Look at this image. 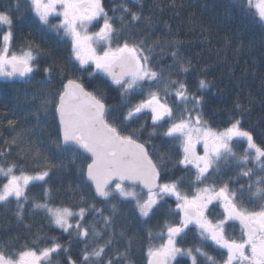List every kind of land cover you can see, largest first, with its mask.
<instances>
[{
	"label": "trees",
	"instance_id": "trees-1",
	"mask_svg": "<svg viewBox=\"0 0 264 264\" xmlns=\"http://www.w3.org/2000/svg\"><path fill=\"white\" fill-rule=\"evenodd\" d=\"M104 5L114 27L120 30L114 41L142 42L140 46L154 69L166 75L171 86V80L181 81L189 93L203 97V120L223 129L230 118L242 116V127L253 133L257 143L264 140V25L244 11L238 0H104ZM123 6L140 19L132 20L130 13L121 10ZM6 8L12 9L14 20L10 50L20 54L32 42L44 51L37 58L39 70L29 77H0V163H16L28 174L50 171L45 181L29 185L28 199L19 201L22 213L14 198L0 202V248L7 252L23 250L24 246L39 250L55 242L62 249L53 253L50 264H70L69 258L83 264L86 251L92 253L106 245L102 256L90 257L87 264H146L148 249L166 229L169 215L143 217L133 200L114 195L108 203V199L97 198L85 177L90 158L81 151L58 147L61 139L55 115L56 93L63 90L66 80L77 79L89 91H103L105 102L118 106L122 100L120 87L73 59L70 41L41 25L27 0H0V11ZM121 15L125 18L123 26L118 19ZM6 31V26H0V47ZM173 39L181 43L173 46ZM174 51L179 58L191 61L187 73L171 55ZM49 67L50 74L44 71ZM201 79L209 82L207 88L200 89ZM237 102L247 111L242 113ZM123 113L118 111L116 115ZM130 128L125 131L131 132ZM136 138L145 143L153 161L161 167L162 182L166 181L165 165L173 168L168 172L171 176L178 173L176 157L166 154L165 139L160 134V144L142 134H136ZM4 182L6 179L0 177V186ZM37 203L69 208L74 213L84 208L83 220L76 215L70 223L88 227L89 236L57 227L43 208L35 207ZM171 208L168 202L156 209L170 212ZM105 218H110L109 223L105 224Z\"/></svg>",
	"mask_w": 264,
	"mask_h": 264
},
{
	"label": "snow or ice",
	"instance_id": "snow-or-ice-1",
	"mask_svg": "<svg viewBox=\"0 0 264 264\" xmlns=\"http://www.w3.org/2000/svg\"><path fill=\"white\" fill-rule=\"evenodd\" d=\"M27 2L41 25L55 30L57 34L63 32L64 37L70 39L72 55L80 65H93L96 71L104 74L112 84L121 89L122 104L117 106L105 102L103 91H89L79 80L68 79L63 90L56 93L58 100L55 110L61 134L58 147L90 154L91 163L86 166V178L94 184L97 195L107 199L115 194L123 199H131L135 201L136 208L143 217H148L162 202L167 203L166 198H175L176 209L179 210L178 214H182L181 218L175 224L165 225V243L149 247L148 264H171L178 256L190 257L191 264H197V254L204 256L211 264H216L215 258L199 247L177 246V238L186 235L190 225L198 231L202 242L211 241L219 249L226 251L223 264H264V203L250 208L241 199L245 188L249 191L254 188L255 192L249 197V201L264 200V175H258L253 180L254 169L247 167L254 163L256 170L264 173V140L257 143L253 133L242 127V116L230 118L228 126L223 129L213 128L200 115L203 97L189 93L186 84L181 81L172 80L171 84L178 86L171 90L168 86L163 89L154 87L153 85L161 83L163 77L161 72L154 70L149 64V56L140 46L142 42L129 43L124 40L113 46L114 38L120 30L114 27L113 17L109 16L104 0ZM238 3L249 15L264 22V0H238ZM16 10L19 11V4ZM121 10L130 13L134 21L140 19L127 6H123ZM11 11V8L0 11V26L7 27V31L3 33V46L0 47V77L27 78L39 70L37 58L44 50L39 44L32 42L20 54L10 50L14 27ZM112 11L116 9L113 8ZM52 19L59 22L53 24ZM118 19L123 26L124 16L121 15ZM95 24H100L99 29L89 31V26ZM170 43L178 46L181 42L173 39ZM171 55L180 63L181 71L187 73L191 68V61L179 58L175 51ZM44 71L50 74L52 69L49 67ZM92 75L93 73H89V76ZM208 86V81H199L200 89ZM133 94L142 98L132 103L129 98ZM172 94L181 104L191 102L193 109H185L176 116L168 99ZM118 107H125L122 115L115 114ZM236 107L242 113L247 111L238 102ZM192 111L197 112V115L193 117ZM144 115L150 116L153 132L157 126L168 123L164 135L180 141L183 159L179 163L194 167L195 182L203 185L195 187L191 195L181 189L180 179L161 182V167L153 161L145 143L136 138L137 130L125 131L129 122ZM241 141L247 147L238 155L233 150V143ZM197 144H202L203 155L196 152ZM229 159L242 166L238 176L249 181L247 185H240V196L228 182L220 186L204 183L211 174L210 170L219 172L220 162ZM49 171L50 169L28 174L16 163H0V177L6 179L0 186V202L14 198L22 213L23 205L19 201L28 199L26 191L29 185L34 181H45ZM137 186L141 188V193H146V198L135 190H130ZM210 206L222 209V218L215 221L210 219ZM35 207L43 208L51 222L64 231L75 229L79 236H89L88 227H83L79 222H69V218L76 215L83 220L86 211L84 208L74 213L69 208H53L47 203H37ZM109 220L110 218H105V224ZM230 223L239 224V238L227 234L226 225ZM96 234L98 233L93 232V235ZM159 235L163 238L164 233ZM151 236L149 233L150 238ZM52 239L55 241L54 237ZM105 246H98L92 253L86 251L83 264H87L90 257H101ZM61 249L62 245L55 242L39 250L24 246L23 250L7 252L0 248V264H50V257ZM69 259L70 264H76Z\"/></svg>",
	"mask_w": 264,
	"mask_h": 264
},
{
	"label": "rangeland",
	"instance_id": "rangeland-1",
	"mask_svg": "<svg viewBox=\"0 0 264 264\" xmlns=\"http://www.w3.org/2000/svg\"><path fill=\"white\" fill-rule=\"evenodd\" d=\"M59 21L57 19H52L51 20V23L53 24H56L58 23ZM102 23V22H101ZM100 27V24H95V25H90L89 26V31H97ZM51 29V28H50ZM53 30V29H51ZM55 31V30H54ZM65 40H68V37H64L63 35V32L59 33ZM71 43V42H70ZM117 42L114 41L113 43V46H115ZM74 59V58H73ZM152 62L150 61L149 59V64L153 67V65L151 64ZM85 69H92L93 71H96L94 66L93 65H82ZM154 69V67H153ZM155 70V69H154ZM47 73V72H46ZM162 74V77H163V80L161 81V83L157 86V85H153L154 87H159L160 89H163L165 86H168L169 89H173L175 87H177L178 85H170L167 78H166V75H164L163 73ZM15 78V77H13ZM16 78H19V77H16ZM172 81V80H171ZM142 97L139 96V95H136V94H133L130 96V100L132 103H135V102H138L139 99H141ZM169 99V103L173 105L174 107V114L176 116H179L181 113H183L185 111V109H188V110H192L194 105L189 102L187 104H181L177 101V98L175 97L174 94L172 95H169L168 97ZM121 104H122V100H121ZM118 106V105H117ZM120 106V105H119ZM201 108V106H200ZM125 107H118L117 109V112H125ZM116 112V113H117ZM115 113V114H116ZM192 115L193 117L195 115H197V112L195 111H192ZM200 115L202 116V114L200 113ZM128 126H131V131L133 129L137 130V134H142L145 136V138H150V137H153V139H156V144H160V141H159V134L161 135V138H164V145L166 144V147H164L165 149V152L167 155L171 156V158L173 156L176 157V167L175 168H181V167H186L184 165H181L179 163V161L181 159H183V149L181 147V144H180V141L179 140H176V139H173V138H170V137H167L164 135V132L165 130L167 129L168 127V123H164L162 125H159L156 127L155 129V132H153V125H152V122H151V119H150V116H147V115H144V116H141L140 119L138 120H133L131 122H129ZM143 126V127H141ZM150 140V139H149ZM149 142V141H148ZM146 142V143H148ZM158 146V145H156ZM247 147L246 143L241 141V142H234L233 143V150L239 155V154H242L244 149ZM196 149L198 150V152L203 155V146L202 144H197L196 145ZM155 151H156V147H155ZM169 158V160H171L170 157H167ZM164 164H166L164 162ZM247 167H250V168H253L254 169V172H255V175L253 176V180H255V177L258 176V175H264V173H261L259 172L258 170H256V165L254 163H250L247 165ZM187 168H189L187 166ZM219 168H220V171L219 172H215V171H211L210 170V175L208 176V178H211L212 180H215L217 181L218 185H222L223 183L225 182H228L230 184V187L234 190L237 191V194L240 196V191H239V188H240V185L241 184H244V185H247L249 183L248 179L245 178V177H241V176H238V173L241 171V168L242 166H238L237 163L231 159L227 160V161H221L220 164H219ZM173 168L170 167V165H165L163 167V170L164 172H166V181L164 182H167V181H170V180H173L174 177L171 176V174H168V172L170 170H172ZM181 170V169H180ZM246 170V169H245ZM181 177V182H180V187L183 191L187 192L189 195L192 194V191L194 190L195 187H199V186H203L201 184H198L196 183V170L195 172H193V175L192 176H189V177H186V176H180ZM205 183V182H204ZM206 184V183H205ZM126 187H128V185H125ZM130 190H135L137 193L141 194L143 196V198H146V194L144 193H141V190L137 187H135L134 189H130ZM255 192V189L253 188L251 191H249L247 188H245L244 190V193L243 195L241 196V199L244 201L245 205L250 207V208H254L256 207L258 204L260 203H264V200H252L251 202L249 201V197L252 196V193ZM115 195V194H114ZM112 195L110 196L108 199V203L112 202L111 199L115 196ZM123 199V198H122ZM126 200H131V199H126ZM167 202H170L172 201L173 202V208L171 210H176L177 212H179V210L176 209V202H175V198L172 197V198H166ZM170 200V201H169ZM166 205V204H165ZM211 210H215V207L214 206H210V211ZM217 211H221L222 209L219 210V208H216ZM222 212V211H221ZM179 215V219L181 218V215L182 214H178ZM74 217V216H73ZM73 217H70L69 218V222L71 221V219ZM149 217V216H148ZM192 230H196L194 226H189V229L186 230V235H183V236H187L188 232L189 231H192ZM197 231V230H196ZM160 233H164V236L163 238L160 237ZM160 233L158 234V237H156L157 239V243L158 244H163L166 242V239H167V235H166V229L163 230V231H160ZM182 236V237H183ZM179 238H177L178 240ZM200 246H204L206 245L207 243H211V242H197ZM154 247H158V245H155ZM203 250V248H201ZM204 258V256H201V255H198L197 254V264L199 263H202V261H199V260H202ZM206 259V258H205ZM206 262L205 264H208V261L205 260L203 261V263ZM172 263V261H171Z\"/></svg>",
	"mask_w": 264,
	"mask_h": 264
},
{
	"label": "flooded vegetation",
	"instance_id": "flooded-vegetation-1",
	"mask_svg": "<svg viewBox=\"0 0 264 264\" xmlns=\"http://www.w3.org/2000/svg\"><path fill=\"white\" fill-rule=\"evenodd\" d=\"M257 19L259 20L258 17H257ZM261 23L264 25V22H261ZM69 41H70V39H69ZM196 152L198 154H200L197 149H196ZM188 167L189 168H187V167H185V168L184 167H181L180 168L181 170H179L177 174L172 175L174 177L173 180H177V179H180L181 180V177H180L181 175L182 176L184 175L186 177L192 176L193 175V172H195V168L192 167V166H188ZM204 182L206 184L215 183L217 186H219L218 183H217V181L212 180L211 178H208V177H207V179ZM137 188H139L141 190V188L139 186H137ZM144 194H146V193H144ZM162 203L157 208H160L161 205H162ZM170 203H171L172 208H173V202L170 201ZM216 208H219V207H215V210H211L210 211V216H209V218L210 219H213L214 221L217 220V219L222 218V216H221V211L222 210L221 211H217ZM219 210H220V208H219ZM161 214L167 215V216L169 215V220L167 221L166 224H175V223H177L179 221V215H178V212L176 210L175 211L174 210H171L170 212H162V211H159L158 209L155 208L154 211H153V213H151L149 216L151 217V216H154V215H161ZM226 232H227V234L229 236H232V237H235V238H239L240 237V234H241L239 224L238 223H230L229 225H226ZM157 237H158V235H157ZM156 241H157V239H156ZM156 241L154 242V244L152 245V247H154L155 245H158V246L160 245ZM197 242H202V240H201V238H200V236L198 234V231L192 230V231H189L188 232L187 236H183L182 238H179L177 240V246L178 247H182V248H188V247H192V248H195V247L203 248V251L204 252H207L209 256H212V257L215 258L216 264H223V260L226 259V251L225 250L219 249L211 241H209L211 243H207L204 246H200ZM146 256H147L146 257V264H148V255H146ZM205 260H207V259H205V257L202 260H199V261H202V263H199V264H205L206 262L203 263V261H205ZM177 261L179 262V264H191V258L190 257H187V256H178L175 261H172L171 264H177ZM208 264H211V261H208Z\"/></svg>",
	"mask_w": 264,
	"mask_h": 264
},
{
	"label": "water",
	"instance_id": "water-1",
	"mask_svg": "<svg viewBox=\"0 0 264 264\" xmlns=\"http://www.w3.org/2000/svg\"><path fill=\"white\" fill-rule=\"evenodd\" d=\"M66 82H67V80L64 82V84H65ZM64 84H63V85H64ZM55 115H56V119H57V121H58V114H57L56 110H55ZM58 125H59V124H58ZM60 139H61V134H60ZM141 143H142V142H141ZM81 152H82V151H81ZM82 153H83V152H82ZM83 154H84V153H83ZM84 155H86L87 157L90 158V154H84ZM149 155H150V154H149ZM151 158H152V157H151ZM89 163H91V159H90ZM85 177H86V169H85ZM86 180H87V182L91 185L94 195H95L97 198L102 199L103 197H100V196L97 195V193H96V191H95V186H94V184H93L91 181H89L87 178H86Z\"/></svg>",
	"mask_w": 264,
	"mask_h": 264
}]
</instances>
